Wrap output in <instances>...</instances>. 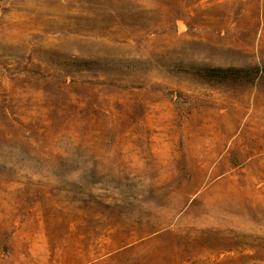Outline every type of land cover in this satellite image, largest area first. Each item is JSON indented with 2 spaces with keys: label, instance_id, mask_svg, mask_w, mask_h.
<instances>
[{
  "label": "rangeland",
  "instance_id": "obj_1",
  "mask_svg": "<svg viewBox=\"0 0 264 264\" xmlns=\"http://www.w3.org/2000/svg\"><path fill=\"white\" fill-rule=\"evenodd\" d=\"M0 264H264V0H0Z\"/></svg>",
  "mask_w": 264,
  "mask_h": 264
},
{
  "label": "trees",
  "instance_id": "obj_2",
  "mask_svg": "<svg viewBox=\"0 0 264 264\" xmlns=\"http://www.w3.org/2000/svg\"><path fill=\"white\" fill-rule=\"evenodd\" d=\"M260 72H263L262 69L257 68ZM206 71L209 73V75L222 77L225 76H240L242 72H245V69L243 68H235V67H229V68H208Z\"/></svg>",
  "mask_w": 264,
  "mask_h": 264
}]
</instances>
